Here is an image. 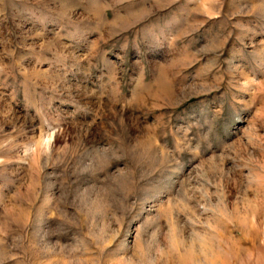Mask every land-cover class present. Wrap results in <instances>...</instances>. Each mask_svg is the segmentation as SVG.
<instances>
[{
    "label": "rangeland",
    "instance_id": "1",
    "mask_svg": "<svg viewBox=\"0 0 264 264\" xmlns=\"http://www.w3.org/2000/svg\"><path fill=\"white\" fill-rule=\"evenodd\" d=\"M0 264H264V0H0Z\"/></svg>",
    "mask_w": 264,
    "mask_h": 264
}]
</instances>
